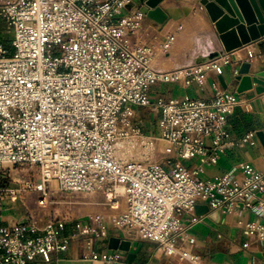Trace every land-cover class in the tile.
I'll return each mask as SVG.
<instances>
[{"label": "built area", "instance_id": "obj_1", "mask_svg": "<svg viewBox=\"0 0 264 264\" xmlns=\"http://www.w3.org/2000/svg\"><path fill=\"white\" fill-rule=\"evenodd\" d=\"M133 3L0 0V14L13 31L15 50L7 56L0 49V174L4 185L11 169H25L28 191H21L39 194L37 209L0 227V264H29L38 257L50 262L74 240L88 251L85 259L125 264L118 253L100 255L93 249L111 228L158 244L167 258L204 264L185 248L195 244L193 237L178 245L201 218L198 205L226 214L238 208L256 214L257 220L241 228L249 241L264 239V173L245 164L240 167L242 179L232 171L205 181L201 168L191 171L184 164L200 156L218 162L230 139L228 123L240 105L238 97L217 91L208 100L159 98L154 104L151 99L156 85H204L209 73L231 63L230 56L170 71L153 68L157 48L140 36L144 14L123 13ZM173 40H163L159 49L168 53ZM135 107L160 113L159 138L146 137L134 123ZM253 137L249 133L243 143ZM159 140L170 144L164 154L173 151V161L118 156L121 141L155 146ZM54 185L62 195L99 197L98 204L108 213L85 219L67 211L42 213L54 198ZM21 191L0 188V217L1 193L15 201L25 197ZM71 222L76 231L63 234ZM248 246L249 242L244 245Z\"/></svg>", "mask_w": 264, "mask_h": 264}, {"label": "crops", "instance_id": "obj_2", "mask_svg": "<svg viewBox=\"0 0 264 264\" xmlns=\"http://www.w3.org/2000/svg\"><path fill=\"white\" fill-rule=\"evenodd\" d=\"M200 1L165 0L160 7L168 13L169 18L163 25H159L144 15L140 36L142 40L155 44L157 48L152 58V67L157 70L170 71L204 63L225 54L230 56L231 63L218 72L209 73L204 85L193 84L186 87L182 82L173 85H156L151 93L152 103L155 104L159 98H164L166 101L185 97L208 100L214 97L217 91H228L235 94L240 100V105L229 119L230 139L226 142L225 150L218 162L212 164L208 157L200 156L187 160L184 164L191 171L201 168L200 178L205 181L213 180L232 171L242 179L240 167L245 164H251L258 172L264 173V148L256 136L258 131H264V93L257 94L258 85L255 83L241 84L240 81L235 80L242 63L252 64L251 75L264 71V38L227 53L214 24ZM138 11H140V4L134 2L123 13L127 15ZM168 37L174 38L173 44L168 53H163L159 49V44ZM12 42L13 31L0 14V49L5 50L7 56L14 49ZM220 78L226 83L227 89L224 88ZM143 109L135 107L134 123L141 130H149V135L159 134L160 113L148 108L151 111L145 115L142 113ZM153 123L157 126L154 132L151 130ZM249 133H254V137L247 143H243ZM206 145L211 150V138L206 139ZM90 199H92L91 202H76L81 207H73L74 209L68 207V211H65L71 215L76 213L77 215H73L76 219H85L88 215L107 212L98 204L101 201L99 197L90 196L88 200ZM68 205L73 204L68 203ZM91 205L94 207L90 214L87 212L90 208L88 206ZM14 206L11 210L15 208ZM29 210L30 208L27 207L24 214L23 210L16 208V211L8 214L10 210L3 209L0 227L21 221ZM257 218L256 214L240 208L231 214L209 211L201 216L185 235L180 237L178 245L186 243V237H193L195 244L186 245L185 248L188 252L200 256L204 264H264V239L249 241L241 228V224L253 222ZM183 220H188L187 215L183 217ZM75 231V222H71L67 224L63 234H73ZM113 238L129 243V251L112 250L110 241ZM247 242L249 246L245 248L244 245ZM93 249L100 255L118 253L125 264H185L175 258L165 257L156 243L143 241L129 231H118L112 228L109 236L95 243ZM86 255L88 251L83 248V243L80 240H74L67 251L53 254L50 262H45L38 257L29 264H104L101 261L85 259Z\"/></svg>", "mask_w": 264, "mask_h": 264}, {"label": "water", "instance_id": "obj_3", "mask_svg": "<svg viewBox=\"0 0 264 264\" xmlns=\"http://www.w3.org/2000/svg\"><path fill=\"white\" fill-rule=\"evenodd\" d=\"M164 1L134 0L136 3L139 2L140 12L159 25L165 24L169 18L168 13L160 7ZM200 3L214 24L227 53L264 38V0H201ZM251 66V63H242L235 80L240 81L241 84L255 83L258 85L257 94H263L264 71L251 75ZM220 79L227 89L224 80ZM256 136L264 148V131H258ZM208 212L209 208L206 205L196 207L198 216H204ZM110 248L128 252L130 245L113 238L110 241Z\"/></svg>", "mask_w": 264, "mask_h": 264}, {"label": "rangeland", "instance_id": "obj_4", "mask_svg": "<svg viewBox=\"0 0 264 264\" xmlns=\"http://www.w3.org/2000/svg\"><path fill=\"white\" fill-rule=\"evenodd\" d=\"M12 36V34H11ZM15 50L12 49L11 52L9 53V56H12L14 54ZM141 109L145 108V107H140ZM150 109L146 108L143 109L142 113L145 115H148L150 113ZM135 121V120H134ZM151 130L152 132H154L155 130H157V126L155 123H153L151 125ZM144 135L146 137L149 138H159L158 133L155 135H149V130L146 129H142ZM156 133V132H155ZM148 142H146L145 146H141L140 144L135 143V141H125V143H121L119 145L118 148H120L121 146H126V147H130L129 149L132 150L131 154L129 158H124L122 157L121 152L119 151L120 154V158L121 159H126V160H136V161H155V162H166V161H173L175 156L173 154V151L170 153L169 156H166L164 153L166 151V149H169L171 146L169 143H167L164 140H159L156 142V145H149L147 144ZM135 147V148H134ZM166 157V158H165ZM168 157V158H167ZM25 169H17V168H13L11 169V177L9 180H7L4 185L2 182V175L0 174V188H8L11 190H19L21 191V189H25L27 190V186L25 184L26 179H25ZM56 185H54V198L49 200V204L47 206L46 209L42 210V213L44 214H49L50 211H52V213L56 212V213H62L63 211L67 210L68 211V207L73 208V207H81L78 206V204H76V202L79 201H92V199L88 200L89 197L91 195H86V194H78V193H68L65 195H62L61 193H59L56 190ZM25 190L21 191V194L23 196H25L23 199L22 198H17V200L12 201L11 197L9 195V193H1L2 196V200L4 201V209H9L10 211L8 212V214L12 211H16V208H19V210H23V213L25 212V209L30 208V210H34L37 209V203L35 201V198H37V196H39L38 193H34L33 195H29L28 193H26ZM28 191V190H27ZM60 202L61 204H53V202ZM69 202L75 203L72 206L68 205ZM15 205V206H14ZM15 207L14 209L11 210L12 207ZM90 208H88L89 212L87 213H92L93 210V205L88 206ZM74 209V208H73ZM72 212L74 210H71ZM77 211V210H76ZM25 214V213H24ZM76 213H74L73 215L75 216ZM71 215L73 218L74 216ZM77 215V214H76Z\"/></svg>", "mask_w": 264, "mask_h": 264}, {"label": "bare ground", "instance_id": "obj_5", "mask_svg": "<svg viewBox=\"0 0 264 264\" xmlns=\"http://www.w3.org/2000/svg\"><path fill=\"white\" fill-rule=\"evenodd\" d=\"M121 143H125V141H121L120 143H118V145H117V153H118V156H120V154H119V151L121 152V154H122V157H124V158H129L130 157V155H128V154H131L132 153V150H130L128 147H126V146H121L120 148H118L119 147V145L121 144ZM135 148V147H134ZM122 160H126V159H122Z\"/></svg>", "mask_w": 264, "mask_h": 264}]
</instances>
